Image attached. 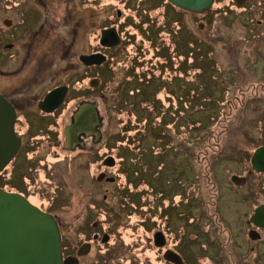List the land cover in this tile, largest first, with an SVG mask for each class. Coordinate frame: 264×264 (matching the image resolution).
<instances>
[{
  "label": "rangeland",
  "instance_id": "1",
  "mask_svg": "<svg viewBox=\"0 0 264 264\" xmlns=\"http://www.w3.org/2000/svg\"><path fill=\"white\" fill-rule=\"evenodd\" d=\"M20 1L0 0V51L13 32L3 19L20 18ZM125 1L103 0L102 11L116 5L129 14ZM130 1L132 11L142 7L140 18H133L138 24L147 18L141 6L145 0ZM155 13L158 24L165 16L182 26L176 39L180 55L163 59L164 72L155 74L159 79L133 94L136 83L123 86L126 64L114 75L102 71L103 133L108 139L101 153L116 145L119 156H125L126 165L117 171V185L127 178L124 192L93 180L97 170L89 153L64 157L55 149L37 166L20 164L12 183L37 204L49 205L68 225L69 239L81 238L79 229L90 237L92 218L110 221L102 226L110 227L113 241L94 245L84 264H171L159 258L150 241L158 227L184 264H264V230L259 240L248 236L254 208L264 203V173L251 163L256 149L264 146V0L240 5L215 0L210 10L195 15L169 8ZM200 22L207 25L200 27ZM171 27L179 29L176 22ZM124 31L129 43L135 27ZM31 40V35L19 40L18 48ZM135 40L136 46H148L140 35ZM124 47L111 54L130 59L136 47ZM141 106L146 107L143 113ZM127 122L131 132L122 139ZM234 176L243 181L235 183ZM96 255L100 263L94 261Z\"/></svg>",
  "mask_w": 264,
  "mask_h": 264
},
{
  "label": "flooded vegetation",
  "instance_id": "2",
  "mask_svg": "<svg viewBox=\"0 0 264 264\" xmlns=\"http://www.w3.org/2000/svg\"><path fill=\"white\" fill-rule=\"evenodd\" d=\"M102 1L21 0L18 3L21 8L20 18L10 16L3 19L4 25L13 32L12 39H4L7 41L3 44L4 50L0 51V94L15 112L14 129L20 138V147L15 157L0 171V188L19 193L43 211L51 213L61 230L64 260L74 257L77 258L78 264H84V259L93 251L94 245L96 248L99 246L97 244L105 247L113 241L110 227L104 229L102 226L105 223L110 224V221L92 218L89 223L92 230L90 237L79 229L82 237L69 239L68 225L49 210V205L44 208L37 204L25 189L12 183L18 175L17 167L22 163L26 165L27 162L30 168L37 166L43 158L49 160V153L54 149L64 157L89 153L93 156L90 162L96 165L97 170L93 180L115 184L124 192L128 187L125 185L127 178L125 184L117 185V171L126 165L125 156H119L116 145L101 153V148L107 147L105 140L108 139L103 133L102 71L106 68L114 75L120 64H126L124 78H127V81L123 82V86H131L132 80L140 81V77L136 79L137 74L164 72L165 65L159 66V63L165 64L163 59L167 56L166 52L176 58V48L179 44L176 39L182 26L177 23L178 20H167L165 16L160 24L156 23V9L169 8L175 14L197 13L180 8L169 0L158 4L145 0L141 6L145 7L143 11L147 18L143 17V20L140 19L139 23L135 24L133 18H140L142 7L132 11L133 2L128 0L125 1L124 9L127 6V9L131 10L129 14L125 15L123 9L116 5L104 9L103 12ZM174 22L178 24V30L171 27ZM206 25L199 23L200 27ZM127 26L135 27V33L129 37V43L124 31ZM30 35L31 42L24 43L25 47L19 49L17 42L25 41ZM138 35L148 44L146 49H143L142 44L136 46L135 38ZM123 45L124 48L129 45L136 47L135 54L130 59L111 54L114 50L123 48ZM151 51L153 54L148 57ZM96 54L104 55L105 60L89 64L82 58ZM8 62L14 63V67H10ZM144 83L139 84L143 86ZM120 84L122 85V82ZM141 86L136 88L139 90ZM80 111H84V115L76 124ZM114 149L116 153L112 152ZM47 164L49 166V162ZM116 167V172H112ZM101 174L105 176L100 178ZM113 177L114 180H111ZM125 195L127 198L129 194ZM107 197L108 195L104 194V198ZM250 223L252 227L249 228L248 236L251 230H255L261 238L264 228L255 226L251 221ZM150 238L159 251V258L177 264L167 257L171 252V255L174 253L181 258L179 264H184L182 254L174 246H170L172 241L161 227L155 228ZM100 260V256L96 255L94 261L100 263Z\"/></svg>",
  "mask_w": 264,
  "mask_h": 264
},
{
  "label": "water",
  "instance_id": "3",
  "mask_svg": "<svg viewBox=\"0 0 264 264\" xmlns=\"http://www.w3.org/2000/svg\"><path fill=\"white\" fill-rule=\"evenodd\" d=\"M174 5L193 12L209 10L215 0H169ZM242 3L246 0H234ZM104 40V39H103ZM89 64L105 60L102 54L82 57ZM55 93V92H54ZM51 96H53V94ZM76 118V124L84 115ZM15 112L0 94V171L15 157L20 147V138L14 129ZM255 171L264 172V146L251 157ZM104 174L100 175L103 178ZM114 180L113 178H110ZM240 184L243 178L234 176ZM257 227L264 228V203L259 204L250 217ZM252 240L260 238L255 230L249 232ZM163 237V236H162ZM168 253L167 257L177 264L181 258ZM0 264H78L77 258H63L62 236L56 218L33 204L25 196L0 188Z\"/></svg>",
  "mask_w": 264,
  "mask_h": 264
},
{
  "label": "trees",
  "instance_id": "4",
  "mask_svg": "<svg viewBox=\"0 0 264 264\" xmlns=\"http://www.w3.org/2000/svg\"><path fill=\"white\" fill-rule=\"evenodd\" d=\"M235 2V1H234ZM236 3V2H235ZM238 4V3H237ZM142 48L140 47L139 48V50H141ZM165 50H167V49H165ZM167 53V56L165 57L166 59H169V60H171V59H173V54H171V55H169V53L168 52H166ZM169 55V56H168ZM176 55H180V49H179V44L177 45V48H176ZM162 56V55H161ZM157 63H158V61H157ZM163 65H165V64H163L162 62L161 63H159V66H163ZM166 66V65H165ZM165 70V69H164ZM138 77H140V81L139 80H132L130 83L132 84V83H136L135 85H138L137 87H140L141 85L139 84V83H143V82H145V83H151V82H153V81H156V80H158L159 78H157L156 77V75L155 74H153V73H142V74H137L136 75V79L138 78ZM139 82V83H138ZM137 89V88H136ZM141 91H142V88H139V90L137 89V91H135V90H132V93L133 94H135L136 92H139V93H141ZM130 93H131V91H130ZM146 99V98H145ZM146 101H148L147 99H146ZM140 104H142V103H140ZM140 108H142V109H140L141 111H142V113L145 111V109H146V107H140ZM144 110V111H143ZM143 115V114H142ZM128 122L126 123V124H124L123 125V127H122V129H121V132H123V137H122V139H126L124 136H125V134H127V130H129L130 129V124H128Z\"/></svg>",
  "mask_w": 264,
  "mask_h": 264
}]
</instances>
